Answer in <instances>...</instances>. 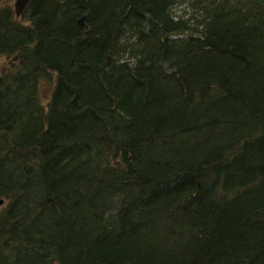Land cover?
I'll list each match as a JSON object with an SVG mask.
<instances>
[{
	"label": "trees",
	"instance_id": "obj_1",
	"mask_svg": "<svg viewBox=\"0 0 264 264\" xmlns=\"http://www.w3.org/2000/svg\"><path fill=\"white\" fill-rule=\"evenodd\" d=\"M0 56V264H264V0H0Z\"/></svg>",
	"mask_w": 264,
	"mask_h": 264
},
{
	"label": "water",
	"instance_id": "obj_2",
	"mask_svg": "<svg viewBox=\"0 0 264 264\" xmlns=\"http://www.w3.org/2000/svg\"><path fill=\"white\" fill-rule=\"evenodd\" d=\"M28 2V0H13V4H12V11L14 12V14L17 16L21 13L22 9L25 7L26 3ZM84 15H81V17L78 20V23L84 24ZM2 198L0 197V203L2 202Z\"/></svg>",
	"mask_w": 264,
	"mask_h": 264
},
{
	"label": "rangeland",
	"instance_id": "obj_3",
	"mask_svg": "<svg viewBox=\"0 0 264 264\" xmlns=\"http://www.w3.org/2000/svg\"><path fill=\"white\" fill-rule=\"evenodd\" d=\"M4 1H8L9 4H10V6L12 7L13 0H4ZM5 63H6V57L0 56V70L3 69V67L5 66ZM48 86H49V85H48L45 81H42V80H41V81L39 82V86H38V88H39V92H40V94H41L42 96L47 95L48 90H49Z\"/></svg>",
	"mask_w": 264,
	"mask_h": 264
}]
</instances>
